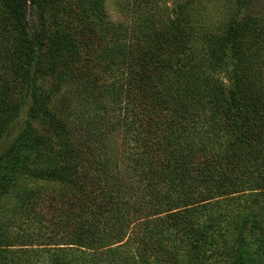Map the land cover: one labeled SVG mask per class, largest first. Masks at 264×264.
I'll list each match as a JSON object with an SVG mask.
<instances>
[{
    "label": "trees",
    "instance_id": "obj_1",
    "mask_svg": "<svg viewBox=\"0 0 264 264\" xmlns=\"http://www.w3.org/2000/svg\"><path fill=\"white\" fill-rule=\"evenodd\" d=\"M30 1L0 0V142L26 116L0 264H264V15L96 10L75 33Z\"/></svg>",
    "mask_w": 264,
    "mask_h": 264
},
{
    "label": "rangeland",
    "instance_id": "obj_2",
    "mask_svg": "<svg viewBox=\"0 0 264 264\" xmlns=\"http://www.w3.org/2000/svg\"><path fill=\"white\" fill-rule=\"evenodd\" d=\"M237 3L238 0H48L45 20L47 25L64 22L66 23L64 25H69L70 31L76 29V33L79 32L76 28L78 25L95 22L93 13L96 10L106 21L120 24L129 21L131 11L142 13L146 10L158 9L165 11L173 18L178 15L182 6H186V11L199 9L202 13L200 22L203 23L201 24L211 27L227 23L232 17L243 20L248 16L264 15V0H247L245 6L241 4V7H238ZM0 9H2L1 2ZM28 9L31 17L38 18L39 14L36 13V8L31 6L30 0H28ZM25 120L26 116L23 114L21 119L11 127L10 132L0 142V153L14 141L15 136L23 128ZM34 125L40 130L43 128L37 121Z\"/></svg>",
    "mask_w": 264,
    "mask_h": 264
}]
</instances>
